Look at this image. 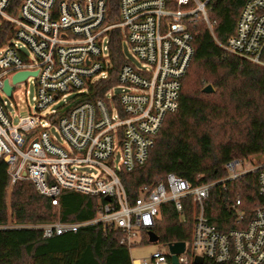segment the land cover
Instances as JSON below:
<instances>
[{
	"label": "built area",
	"instance_id": "2783aa9c",
	"mask_svg": "<svg viewBox=\"0 0 264 264\" xmlns=\"http://www.w3.org/2000/svg\"><path fill=\"white\" fill-rule=\"evenodd\" d=\"M208 0H118V15L106 23V0H21L10 12L13 0H0V27L10 23L6 41L0 46V159L7 166L9 186L29 180L35 191L59 207L63 190L99 198L94 216L84 220L31 225L42 237L76 232L98 225L121 231L120 243L128 249L149 239L161 217V206L172 203L180 217L183 200L193 205L190 238L182 252L153 251L148 257L131 258V264H188L196 255L216 263L264 264V161L240 158L225 162L226 174L209 182L191 184L175 173L144 184L130 200L122 183L121 170L142 165L153 147L154 137L166 114L178 108L181 80L194 53L191 27L202 19L212 32L206 13ZM119 28L140 61L141 67L123 62L116 84L129 90L83 100L96 80L106 79L111 68L108 32ZM221 47L228 54L264 68V0H246L236 19L234 33ZM27 71L22 81L14 74ZM32 78L34 107L13 122L11 102L18 83ZM7 80L11 88L3 90ZM69 93L74 95L67 98ZM62 100L58 107L52 105ZM58 127L63 142L54 138L50 125ZM95 172L82 170L84 166ZM258 171L257 192L262 201L251 210L244 227L219 231L205 214L209 189ZM204 174L197 177L199 181ZM108 197V199H106ZM226 204L241 224L244 211L240 199L228 197Z\"/></svg>",
	"mask_w": 264,
	"mask_h": 264
},
{
	"label": "trees",
	"instance_id": "16d2710c",
	"mask_svg": "<svg viewBox=\"0 0 264 264\" xmlns=\"http://www.w3.org/2000/svg\"><path fill=\"white\" fill-rule=\"evenodd\" d=\"M21 0H13L15 12ZM175 8L174 0H166ZM246 0H208L206 13L213 22L212 32L204 21H196L193 32L194 53L181 80L178 108L166 114L154 137L153 147L144 164L131 171L121 170L120 177L127 197L133 200L138 188L159 181L167 173H175L191 184L209 182L226 174L225 162L240 158L264 161V68L228 54L221 47L234 33L237 16ZM118 15V0H106L105 22ZM10 23L0 27V46L6 41ZM119 28L108 32V56L111 63L106 79L96 80L87 93L79 94L70 104L94 100L116 84V74L124 62ZM211 85V92L204 87ZM258 171L249 172L209 189L205 214L221 232L244 227L251 210L262 201L257 192ZM204 174L199 181L197 177ZM6 163L0 159V264H131L129 249L120 243L121 231L114 227L89 225L76 232L42 237L41 230L31 225L84 220L94 216L99 198L72 190H63L59 207L38 194L29 180L11 185V218L20 226H7ZM240 199L244 211L241 224L236 223L235 210L227 198ZM182 217L172 203L161 206V217L153 233L161 242L190 238L193 205L183 200ZM141 242H149L144 237ZM216 263L204 258L201 263Z\"/></svg>",
	"mask_w": 264,
	"mask_h": 264
},
{
	"label": "rangeland",
	"instance_id": "374dc122",
	"mask_svg": "<svg viewBox=\"0 0 264 264\" xmlns=\"http://www.w3.org/2000/svg\"><path fill=\"white\" fill-rule=\"evenodd\" d=\"M202 19L198 18L197 21H201ZM203 21V20H202ZM122 52L124 55V62L131 63L135 65L137 68L141 67L140 61L134 56V54L131 52L127 42L125 40L122 41L121 44ZM129 90L126 85L117 83L111 88V93L118 94L123 91ZM35 92L34 85L32 83V78H29L27 82H21L18 83L12 93V97L7 98L8 102L12 103V106H9V109L11 110V115L13 117V122L16 123L19 116H25L30 111L33 110L34 107V101H33V95ZM74 94L69 93L67 95V98L72 97ZM62 103V100L55 102L52 107H58ZM49 131L52 133L55 139H57L60 142L62 141V138L59 134L58 127L56 125H50ZM82 170L87 172H95V168L91 166H84L82 167ZM26 180V179H25ZM10 195H11V186L7 187V196H6V202H7V226H20L19 224L15 223L14 220L11 218V210H10ZM155 250H162L167 252L166 245L161 241H155V242H138L136 245L132 246L129 249V256L131 258H144L148 257L153 251Z\"/></svg>",
	"mask_w": 264,
	"mask_h": 264
},
{
	"label": "water",
	"instance_id": "95a60500",
	"mask_svg": "<svg viewBox=\"0 0 264 264\" xmlns=\"http://www.w3.org/2000/svg\"><path fill=\"white\" fill-rule=\"evenodd\" d=\"M29 74V72L27 71H22V72H18L16 74L13 75L11 81L13 83L22 81L26 78V76ZM11 86L9 85L8 81L5 80L3 83V90L9 95L11 93ZM206 92H211L213 90V88L211 87V85H207L204 87L203 89ZM106 199H108V197H106ZM149 241L150 242H155L157 241V236L153 233V232H149ZM169 249L172 252H182L184 250V241H177L174 243H170L169 244ZM172 262L171 264H178V261L176 259L175 255H172L171 257ZM203 261V258L199 255H196L193 259L194 263H201Z\"/></svg>",
	"mask_w": 264,
	"mask_h": 264
}]
</instances>
